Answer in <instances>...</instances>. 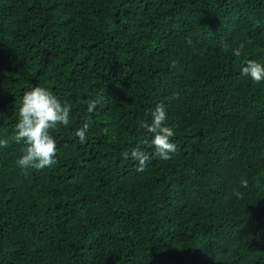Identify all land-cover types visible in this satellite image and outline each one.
<instances>
[{"label":"trees","instance_id":"1","mask_svg":"<svg viewBox=\"0 0 264 264\" xmlns=\"http://www.w3.org/2000/svg\"><path fill=\"white\" fill-rule=\"evenodd\" d=\"M249 60L264 64V0H0V264H264V82L242 74ZM34 86L70 123L51 131L55 165L22 170L11 137ZM158 104L170 160L144 143ZM137 146L144 171L122 156Z\"/></svg>","mask_w":264,"mask_h":264},{"label":"clouds","instance_id":"2","mask_svg":"<svg viewBox=\"0 0 264 264\" xmlns=\"http://www.w3.org/2000/svg\"><path fill=\"white\" fill-rule=\"evenodd\" d=\"M250 43V41H249ZM227 47L226 44H224ZM245 45L240 44L234 51V55L240 56ZM175 63L171 67H175ZM242 74L250 77L254 83L264 82V64L249 60L242 68ZM98 108L96 101H89L87 111L92 113ZM71 106L67 102H62L53 92L47 88L34 86L30 91H26L21 99L19 108V118L15 125L14 134L11 139L16 144L24 145V154L17 161L20 169L28 168L43 170L57 163L56 141L51 135V131L58 126L67 127L70 123ZM167 114L163 104H158L151 112V123H144L142 127L151 135L150 140H145L153 149V154L162 160H170L177 151V145L172 142L175 135L174 129L166 124ZM90 125L85 123L75 131L80 143H84ZM9 139H0V148H7ZM122 156L125 159L131 158L138 162V171H144L149 154L141 150L139 146L133 148L131 152L124 151ZM240 186L248 187L247 179H242ZM233 195L242 198L243 194L234 190Z\"/></svg>","mask_w":264,"mask_h":264}]
</instances>
